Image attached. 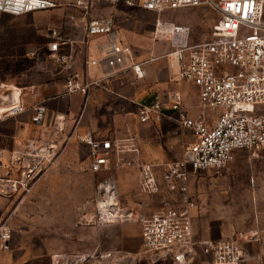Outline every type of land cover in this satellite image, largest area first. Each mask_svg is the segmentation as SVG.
Returning a JSON list of instances; mask_svg holds the SVG:
<instances>
[{
    "label": "built area",
    "instance_id": "obj_1",
    "mask_svg": "<svg viewBox=\"0 0 264 264\" xmlns=\"http://www.w3.org/2000/svg\"><path fill=\"white\" fill-rule=\"evenodd\" d=\"M126 5L154 11L153 38L166 40L179 65L181 80L199 89L198 117H190L184 108L183 96L171 91L166 100L157 99L151 105L138 104L140 122L151 120L152 114L166 115L178 126L190 129L194 141L180 159L153 162L141 155L137 135L126 131L120 136L96 138L87 131L82 138L88 147L90 169L98 173L110 168H137L139 191L144 195L161 196V207L152 212H134L120 202L116 177L108 174L96 184L92 204L94 212L87 223L107 225L135 221L141 231L142 245L154 261L172 260L186 264L196 251L210 255L212 264H242L244 240L258 238V232H238L225 239H196L193 230L194 200L190 181L194 173L221 172L234 160L235 152L248 150L257 154L264 148V0H73L70 6L78 9L85 21L81 39L83 53L94 37L104 36L100 57L84 58L85 69L104 65L106 77L132 70L143 77L142 65L131 47L124 45L113 16L96 11L97 5ZM202 4L209 5L216 20L208 40L191 43V27L176 21L177 10ZM57 0H0V13L24 15L61 6ZM97 12V13H96ZM73 39L60 28L48 29L47 54L59 67L67 92H82L88 99L93 85L102 79L89 77L75 67L73 52L63 47ZM85 101V102H86ZM86 106V103L85 105ZM25 110L21 95L15 96L2 114L16 115ZM219 110L213 123L207 112ZM47 107L39 103L33 108L32 121L41 124ZM63 120V116H57ZM55 131H61L59 122ZM61 148L56 140L37 138L21 149L6 152L0 149V194L25 197L37 180L54 165ZM13 228L8 218L0 220V249L10 250ZM50 264H138L137 257L120 248L91 251L56 252Z\"/></svg>",
    "mask_w": 264,
    "mask_h": 264
},
{
    "label": "crops",
    "instance_id": "obj_2",
    "mask_svg": "<svg viewBox=\"0 0 264 264\" xmlns=\"http://www.w3.org/2000/svg\"><path fill=\"white\" fill-rule=\"evenodd\" d=\"M57 1L62 5L36 11L34 16L37 21L27 27L24 22L21 23L25 14L0 13V19L17 21L22 25L15 27L0 22L2 33L8 36L6 42L9 45L20 43L26 46L32 42L25 28H33L32 33L47 29L46 38L49 28H60L73 39L71 45L63 47V51L73 52L75 67L86 71L91 78L102 79V85L91 86L86 101L84 93L66 91L64 77L57 69L47 79L35 84L31 97L21 96L25 107L23 112L4 116L1 113L3 106H0V149L6 152L21 149L37 138L56 140L61 148L54 165L37 180L28 195L0 194V220L8 218L13 228L11 249H0V264H50V256L56 252L91 251L97 246L104 248L103 240L112 229L85 220L94 212L91 200L96 184L108 174L116 177L121 200L131 206H140L139 202L131 198L134 189L138 188L137 168H110L98 173L91 171L88 147L82 140L87 131H91L98 139H111L130 131L139 138L144 160L166 162L183 157L194 141L192 132L178 126L166 115L158 116L154 113L149 122H140L138 104L151 105L157 99L166 100L171 91H179L188 115L194 118L201 113L199 89L195 84L179 78L178 61L170 43L153 38L156 18L154 11L126 5H97L96 11L114 17L122 44L131 47L137 61H145L141 78L132 70L106 77L108 69L104 65L89 66L86 69L84 66L85 57H100V46L106 37H94L86 53H83L81 39L85 34V21L82 14L70 6L73 0ZM201 12L210 13L206 4L181 8L175 14L182 18L176 21H199ZM210 14L207 26L211 31L216 14ZM209 38L200 40L191 37L190 42L197 43ZM44 41L39 42L41 47L45 45ZM39 103L46 105L47 113L44 121L36 124L32 121V113ZM218 113L219 110L208 111L207 121L213 123ZM57 116H63L64 119L57 120ZM58 122L62 130L54 132ZM242 161H245V153L236 151L231 163L240 164ZM193 230L195 238L202 240V236L197 238L198 228L194 216ZM242 246L245 251L243 264L250 259L256 262L262 260L264 226L259 238L244 240Z\"/></svg>",
    "mask_w": 264,
    "mask_h": 264
},
{
    "label": "rangeland",
    "instance_id": "obj_3",
    "mask_svg": "<svg viewBox=\"0 0 264 264\" xmlns=\"http://www.w3.org/2000/svg\"><path fill=\"white\" fill-rule=\"evenodd\" d=\"M206 7L210 13L214 12L209 5L206 4ZM210 13L201 12L199 21H185L191 27L190 39L192 37L203 40L210 37L211 31L207 26ZM34 14L36 15V12L25 14L21 23L24 22L26 27L34 24L37 21ZM175 18L178 21V18L182 17L175 14ZM2 21L15 27L22 26L17 21L1 18L0 22ZM2 29L0 25V106L4 107L18 94L31 97L35 84L47 79L54 71L59 70V67L46 53L47 29L32 33L33 28H25L29 31V41L33 43H27L26 46L20 43L9 45L6 42L8 36L2 33ZM41 40H45L42 47L39 43ZM263 151L264 148L254 154L248 150H240L245 153L244 162L231 163L221 172L202 171L192 175L190 192L195 203L193 216L195 226L198 228L197 238L202 236L203 239H225L238 232L252 231H257L259 238L264 226ZM131 196L140 206H131L123 202L121 197L120 202L134 212L149 213L161 207V196L144 195L140 193L139 186L134 189ZM107 227L112 231L103 240L104 248H120L125 253L137 257L138 264H177L169 259L160 261L152 259L151 254L143 248L137 222L107 224ZM243 252L245 260V251ZM245 263L264 264V257L258 262L250 259ZM186 264H212V259L210 255L198 249Z\"/></svg>",
    "mask_w": 264,
    "mask_h": 264
}]
</instances>
